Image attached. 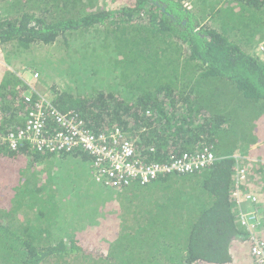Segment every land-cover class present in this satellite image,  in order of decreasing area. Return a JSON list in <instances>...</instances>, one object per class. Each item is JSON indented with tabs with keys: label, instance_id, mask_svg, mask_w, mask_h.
Here are the masks:
<instances>
[{
	"label": "trees",
	"instance_id": "1",
	"mask_svg": "<svg viewBox=\"0 0 264 264\" xmlns=\"http://www.w3.org/2000/svg\"><path fill=\"white\" fill-rule=\"evenodd\" d=\"M58 41L66 53L98 50L93 64L114 66V88L53 84L58 111L96 135L119 130L143 163L203 151L216 160L147 185H102L113 194L70 231L61 216L78 191L60 170L87 164L92 178L94 157L80 148L10 150L0 139V264H250L233 192L264 199V60L255 53L264 0H0V61L10 66L0 65V135L22 129L30 110L12 61ZM59 130L46 120L45 137ZM87 188L78 211L85 194L95 203ZM252 235L264 242L260 221Z\"/></svg>",
	"mask_w": 264,
	"mask_h": 264
},
{
	"label": "built area",
	"instance_id": "2",
	"mask_svg": "<svg viewBox=\"0 0 264 264\" xmlns=\"http://www.w3.org/2000/svg\"><path fill=\"white\" fill-rule=\"evenodd\" d=\"M255 51L257 57L264 60V42L259 44ZM19 78L26 85L22 100L30 105V110L25 117L22 129L7 135H0V139L10 150H16L25 144L36 150L47 149L48 152L56 154L80 148L95 159L92 179L106 186L128 182L147 185L167 173H189L210 166L216 160L213 153L203 151L194 156H183L170 163L140 162L136 159L133 144L127 141L119 130L100 135L90 132L76 117L58 111L49 97L39 92L37 85L32 83L38 78L36 73L33 75V81L25 77ZM47 119H51L60 128L52 138L44 135ZM246 174L244 167L239 168L235 179L240 182ZM233 196L238 200V222L246 231L250 243L249 254L252 258L250 264H264V242L252 235V231L259 225L256 210L259 197L256 193L239 190H235Z\"/></svg>",
	"mask_w": 264,
	"mask_h": 264
},
{
	"label": "rangeland",
	"instance_id": "3",
	"mask_svg": "<svg viewBox=\"0 0 264 264\" xmlns=\"http://www.w3.org/2000/svg\"><path fill=\"white\" fill-rule=\"evenodd\" d=\"M62 44V41H58L56 44L46 47L45 49L40 47L36 48L34 51H31V55L17 57L18 59L16 58L15 61H12V63H14L12 67L14 72L19 77H25L29 81H33L29 73L31 75L36 73L38 78L32 83L37 85L39 92L46 94L47 97L50 95L48 91L53 84L57 85V87L62 90L70 91L71 89L73 90L72 92L76 93H91L94 87H98L97 89L104 87L106 89L114 88L109 86L110 79L113 77V75L111 76V72L114 70L113 63L110 64L109 61H103V64H93L96 60L98 50L90 54V50L85 52L86 46L84 45L83 49L78 52L70 49L68 53H66L62 48ZM3 56L5 58L4 54ZM2 62L5 61L2 60ZM9 68L10 67H5V69ZM94 72L98 73L96 78L92 76ZM101 78H103V80H100ZM68 168L71 169L72 166L62 165L60 170L62 182L72 192H76L77 190L78 193H82L87 187H90V191L88 190L89 195L95 200V203H91L87 200V194L81 196L84 202L81 204L80 210L78 211L76 209L78 193H71L70 199L73 201L68 200L67 212L64 216H61V221H65L66 230L73 231L79 228L86 219H88V215H90V210L86 211L88 207L91 208L101 204L103 200L109 198L113 192L107 190L108 188H104L91 178L87 164H79L69 175L68 171H66ZM73 186L75 191L73 190ZM256 186L258 188V184H256ZM84 204H87V207L84 208ZM64 233L65 232L61 234L62 237Z\"/></svg>",
	"mask_w": 264,
	"mask_h": 264
},
{
	"label": "crops",
	"instance_id": "4",
	"mask_svg": "<svg viewBox=\"0 0 264 264\" xmlns=\"http://www.w3.org/2000/svg\"><path fill=\"white\" fill-rule=\"evenodd\" d=\"M0 63H1V65L5 66V67H10V66L6 65V62H2V60H1ZM9 70H10V69H9ZM244 168H245V170L247 171L246 167H244ZM263 173H264V172H263ZM262 178L264 179V175L262 176ZM252 187H253V186H252ZM249 192H250V193H254V191H251V190H249ZM259 197H260V196H259ZM260 200H261L260 211L262 212V215H261L259 221H260V224H261L262 229H263V227H264V217H263V203H264V199H263L262 197H260ZM248 251H249V250H248Z\"/></svg>",
	"mask_w": 264,
	"mask_h": 264
},
{
	"label": "bare ground",
	"instance_id": "5",
	"mask_svg": "<svg viewBox=\"0 0 264 264\" xmlns=\"http://www.w3.org/2000/svg\"><path fill=\"white\" fill-rule=\"evenodd\" d=\"M29 75H30V78H32L33 79V75L31 76V74L29 73Z\"/></svg>",
	"mask_w": 264,
	"mask_h": 264
},
{
	"label": "clouds",
	"instance_id": "6",
	"mask_svg": "<svg viewBox=\"0 0 264 264\" xmlns=\"http://www.w3.org/2000/svg\"><path fill=\"white\" fill-rule=\"evenodd\" d=\"M254 193H256V192H254Z\"/></svg>",
	"mask_w": 264,
	"mask_h": 264
}]
</instances>
